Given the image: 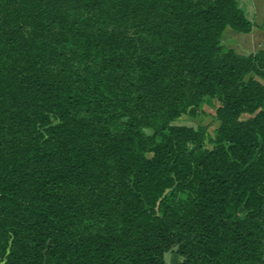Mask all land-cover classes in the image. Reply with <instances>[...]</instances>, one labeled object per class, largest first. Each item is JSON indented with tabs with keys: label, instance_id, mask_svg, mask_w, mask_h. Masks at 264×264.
<instances>
[{
	"label": "trees",
	"instance_id": "1",
	"mask_svg": "<svg viewBox=\"0 0 264 264\" xmlns=\"http://www.w3.org/2000/svg\"><path fill=\"white\" fill-rule=\"evenodd\" d=\"M239 2L0 0V264H264V48L220 46ZM207 95L211 146L174 123Z\"/></svg>",
	"mask_w": 264,
	"mask_h": 264
},
{
	"label": "rangeland",
	"instance_id": "2",
	"mask_svg": "<svg viewBox=\"0 0 264 264\" xmlns=\"http://www.w3.org/2000/svg\"><path fill=\"white\" fill-rule=\"evenodd\" d=\"M239 5L253 26L249 32H238L229 26L225 27L220 36V46L223 50L231 48L239 54L248 55L255 52L253 50L258 46L264 45V0H240ZM256 78L264 82V79ZM220 105L221 99L218 95L204 96L197 107L182 111L174 123L202 129L205 134V145L211 146L219 125L216 111ZM245 212L242 207L238 209L240 215H244ZM164 259L168 264H178L181 260L175 246L165 252Z\"/></svg>",
	"mask_w": 264,
	"mask_h": 264
},
{
	"label": "crops",
	"instance_id": "3",
	"mask_svg": "<svg viewBox=\"0 0 264 264\" xmlns=\"http://www.w3.org/2000/svg\"><path fill=\"white\" fill-rule=\"evenodd\" d=\"M227 31V30H226ZM228 33H232V32H230V31H227ZM253 32V31H252ZM251 33V32H250ZM253 34H254V32H253ZM261 48H264V45L263 46H258L255 50H253V51H256V50H258V49H261Z\"/></svg>",
	"mask_w": 264,
	"mask_h": 264
}]
</instances>
